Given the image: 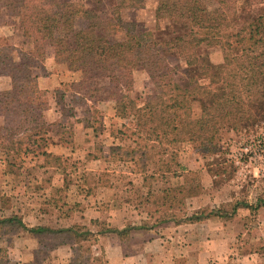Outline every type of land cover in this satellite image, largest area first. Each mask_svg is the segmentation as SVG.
<instances>
[{
  "label": "rangeland",
  "instance_id": "rangeland-1",
  "mask_svg": "<svg viewBox=\"0 0 264 264\" xmlns=\"http://www.w3.org/2000/svg\"><path fill=\"white\" fill-rule=\"evenodd\" d=\"M77 1L98 7L90 0ZM103 6H108L107 0ZM155 7V0H145L142 8L125 16L153 29ZM263 8H240L238 22L260 17L264 24ZM2 25L9 29L0 30V83L11 73L24 90L38 88L37 77L58 82L41 89L48 107L38 143L22 139L26 127L14 133L0 131V217L17 215L28 227L53 229L86 218L91 222L81 226L97 231L111 225L112 204L144 203V210L127 209V215L131 220L137 215L135 222L158 224L153 237L161 236L159 224L164 229L182 226L167 230L177 235L174 240L161 236L162 249H156L153 259L136 264H264V206L251 210L241 205L264 200V120L238 130L219 128L212 152L195 142H174L162 128L146 139L134 129L131 115L151 89L143 69L133 72L131 91L122 88L121 103H128L123 111L119 96L112 94L113 84L107 79L83 81L80 71L67 72L52 48L23 37L18 18L5 8H0ZM207 52L212 65L226 56L218 46ZM176 72L174 79L180 77ZM2 111L0 127L13 125L15 130L19 114ZM79 125L83 129L77 135L74 129ZM211 211L225 215L189 219ZM101 236L79 241L62 233L33 234L18 225L1 226L0 264H107ZM128 240L122 243L124 253L131 250Z\"/></svg>",
  "mask_w": 264,
  "mask_h": 264
},
{
  "label": "trees",
  "instance_id": "trees-1",
  "mask_svg": "<svg viewBox=\"0 0 264 264\" xmlns=\"http://www.w3.org/2000/svg\"><path fill=\"white\" fill-rule=\"evenodd\" d=\"M90 1L97 9L77 0H0V8L18 18L25 39L52 48L55 59L69 71H80L83 81L107 79L113 84L112 94L119 96L123 111L128 103H121L125 98L122 88L131 91L133 71L143 69L151 89L131 115L146 139L162 128L174 142H195L205 152H212L219 128L238 130L264 120V24L260 17L237 20L240 8L264 6V0H155L153 29L125 16L142 8L145 0H107V7L104 0ZM104 11L107 17L101 15ZM77 21L82 25L76 26ZM216 46L226 56L212 65L207 50ZM173 72L180 77L174 79ZM10 78V89L0 91V109L2 114H19L20 120L15 130L13 125H3L0 131L14 133L26 127L22 139L30 138L36 144L45 129L46 92L24 90L12 73ZM131 152L127 154L132 158ZM237 205L233 204L232 213ZM241 205L255 210L264 206V200ZM213 215L225 213H196L189 219L199 221ZM6 225H18L33 234L62 233L79 241L105 233H115L122 240L130 231L142 228L28 227L17 215L0 217V227Z\"/></svg>",
  "mask_w": 264,
  "mask_h": 264
},
{
  "label": "crops",
  "instance_id": "crops-1",
  "mask_svg": "<svg viewBox=\"0 0 264 264\" xmlns=\"http://www.w3.org/2000/svg\"><path fill=\"white\" fill-rule=\"evenodd\" d=\"M7 29H9V27L6 25H2L0 28L1 31L7 30ZM67 72H70V71L67 70ZM4 77H5L4 78L5 81H3L2 84L0 83V86H1L0 89L7 90L11 87V80H10L11 78L9 77V75H7V78L6 76ZM57 82H58L57 79L54 77L53 78L46 77L43 80L37 77L36 86L39 89H51L56 85ZM82 129H83V126L79 125L74 130L75 132H78L77 135H79ZM134 129H137V128L135 127ZM136 175H137L136 177H138V174ZM139 175H141V173ZM144 177L145 175H143L141 178L144 180ZM144 206H145L144 203L138 204V203H133V202L132 204H129V203L121 204L120 202H117L116 204H112L110 206L114 216L112 220H109V222H111V225L107 224V227H115L118 229H122L126 226H135V225L139 226L140 225L142 228L138 230L130 231L129 234L126 237H124V239L122 238V240L115 233H105L101 236L103 237V239H105V242L103 241L102 246H103V252L105 254V259L107 260V264H133V263L136 264L137 261L141 259L144 261L147 259H151V258L153 259L152 254H154L156 249H159V251H161L162 249L160 246V242H162V240H159L161 239L162 235H165V237H170L173 240L177 238V235L174 234V231L169 233V231L167 230L171 228H181L182 225L180 224H176L173 227L172 226L166 227L165 229L162 228V226H160L159 224V228L161 230V233H160L161 236L155 238L152 236V232H153V229L158 227V224L148 225L147 223H145V221H141V220L138 222H135L136 219L134 218H137V215L136 217H132V220L130 219L131 216L127 215V209L128 211H131V212L132 211L141 212L142 209L144 210ZM160 207L161 205L159 207H156L154 210H158V208ZM85 220L86 218H83V219L81 218L78 221H72V223L67 224V227L73 226L75 224L88 226L91 220H88L89 222H86ZM98 237H100V235H98ZM127 237H129V240L127 242L131 247V250L127 252L128 254L123 252V246H122L123 240L127 239ZM154 256H156V254Z\"/></svg>",
  "mask_w": 264,
  "mask_h": 264
}]
</instances>
